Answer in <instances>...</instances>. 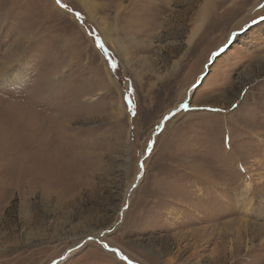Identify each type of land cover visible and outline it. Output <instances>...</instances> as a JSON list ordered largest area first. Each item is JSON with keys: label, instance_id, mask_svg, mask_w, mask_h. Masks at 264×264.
<instances>
[{"label": "rangeland", "instance_id": "rangeland-1", "mask_svg": "<svg viewBox=\"0 0 264 264\" xmlns=\"http://www.w3.org/2000/svg\"><path fill=\"white\" fill-rule=\"evenodd\" d=\"M61 2L0 0V264H264V0Z\"/></svg>", "mask_w": 264, "mask_h": 264}, {"label": "snow or ice", "instance_id": "snow-or-ice-1", "mask_svg": "<svg viewBox=\"0 0 264 264\" xmlns=\"http://www.w3.org/2000/svg\"><path fill=\"white\" fill-rule=\"evenodd\" d=\"M56 4L60 8H63L66 11L71 12L74 15V17H75V20L77 22H80V25L83 28V16H82V14L79 11L73 12V10L68 8L67 5L63 4L61 2V0H56ZM86 34L94 35L95 47L97 49H99L101 52H103L106 57H108L106 62H107V65H108L109 69L113 73L117 72L119 70V63H118V61H116L114 58L111 57V55L109 54L108 50L105 47L104 42L101 40L100 36L99 35H95V33L91 32L90 30H86ZM131 95H132V88L129 87L127 93L124 95L123 98H124L125 101H127L129 111L132 112L133 114H135V108H134V105H133V103H132V101L130 99ZM186 107H187V105L182 103V104L179 105V109L178 110L186 109ZM168 118H169L168 116H165L163 118V120L166 121ZM161 123H163V121H161ZM159 129H160V125H157V131H159ZM153 143L154 142L152 140L148 141V144H147V151L148 152H151L152 147H153ZM139 167L141 169H143V167H144L143 163H140ZM89 239H92V238L89 237ZM103 248L107 249L109 252L115 253L116 256H118L120 260H125L126 259V257L123 254H121L117 249L110 248L109 245H107V244H104ZM129 264H131V261H129Z\"/></svg>", "mask_w": 264, "mask_h": 264}, {"label": "bare ground", "instance_id": "bare-ground-1", "mask_svg": "<svg viewBox=\"0 0 264 264\" xmlns=\"http://www.w3.org/2000/svg\"><path fill=\"white\" fill-rule=\"evenodd\" d=\"M122 1V0H121ZM134 2V1H133ZM124 3V2H123ZM116 6V5H115ZM130 6V5H129ZM118 8V7H117ZM202 11H204V9H202ZM202 14L204 15V13L202 12ZM196 22H197V20H196ZM195 22V23H196ZM203 22V16H202V18L199 20V22L195 25V27L191 30V33L189 34V37H188V41L190 42L194 37H195V35L197 34V32H198V29L199 28H201L200 26L202 25L201 23ZM130 23H131V21H130ZM129 23V24H130ZM131 28V27H130ZM110 34V33H109ZM110 40H111V37L110 36H107ZM120 43V42H119ZM120 47L122 48V50L125 52V47L124 46H122L121 44H120ZM9 64V63H8ZM12 66V65H11ZM13 68V67H12ZM11 70V69H10ZM16 73H20V71L19 70H17V72ZM20 74H17V75H15L16 77H18ZM249 186H250V183L248 182H246L245 183V187L247 188H249ZM248 188L247 189H245V188H243V192H246V190H248ZM242 192V196L245 198V196H244V193ZM243 197H241L240 196V202H241V200H242V203H241V205H242V209H245L246 211L247 210H249V203H250V201H245V204H244V198Z\"/></svg>", "mask_w": 264, "mask_h": 264}, {"label": "water", "instance_id": "water-1", "mask_svg": "<svg viewBox=\"0 0 264 264\" xmlns=\"http://www.w3.org/2000/svg\"><path fill=\"white\" fill-rule=\"evenodd\" d=\"M54 264H55V262H54Z\"/></svg>", "mask_w": 264, "mask_h": 264}]
</instances>
